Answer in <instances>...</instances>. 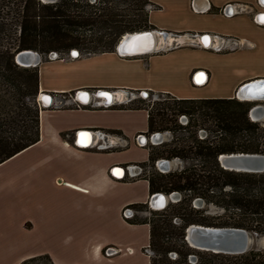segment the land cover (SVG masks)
I'll list each match as a JSON object with an SVG mask.
<instances>
[{
  "label": "crops",
  "instance_id": "crops-1",
  "mask_svg": "<svg viewBox=\"0 0 264 264\" xmlns=\"http://www.w3.org/2000/svg\"><path fill=\"white\" fill-rule=\"evenodd\" d=\"M149 2V23L177 35L180 45L130 57L105 52L41 60L38 94L105 90L122 93L118 100L145 91L176 99L233 98L242 85L264 79L257 0ZM228 6L233 13L227 8V16L222 10ZM203 34L215 40L209 47L224 50L200 46ZM129 100L105 108L39 110V140L0 164V264L44 255L52 264H150L143 254L149 226L124 215L129 205L150 199L148 181L135 178L137 168H125L148 160V150L135 142L147 132V112L113 107ZM257 103L264 108V101ZM81 130L96 132L79 138L91 144L78 143ZM109 130L121 131V138ZM116 167L121 176L113 173ZM106 247L119 251L105 257Z\"/></svg>",
  "mask_w": 264,
  "mask_h": 264
},
{
  "label": "trees",
  "instance_id": "trees-1",
  "mask_svg": "<svg viewBox=\"0 0 264 264\" xmlns=\"http://www.w3.org/2000/svg\"><path fill=\"white\" fill-rule=\"evenodd\" d=\"M14 6L18 32L10 37L7 47H0V164L39 140L38 69L17 65L14 57L18 52L35 51L42 61H48L51 52L58 58H68L76 49L92 54L115 52L125 33L156 30L148 20L149 8L153 7L149 0H18ZM99 47L105 51L96 52ZM146 93L144 99L136 96L113 107L145 110L146 134L167 136L158 145L144 146L148 160L137 165L142 171L135 178L148 181L150 196L172 192L181 195L180 200L160 210L151 209L148 203L125 208L134 211L126 220L149 226L150 264H264V250L216 254L194 250L184 240L185 228L191 224L264 234V173L229 171L218 163L222 154L264 155V127L248 115L253 103L235 97L176 99L165 94L167 103H156L159 107L148 110L142 103L153 92ZM182 116L187 118L185 124L180 123ZM106 133L122 136L119 130ZM160 159L176 165L161 173L155 167ZM196 199L203 202L202 207H194ZM210 206L220 215L211 216ZM41 259L52 264L47 255L21 264Z\"/></svg>",
  "mask_w": 264,
  "mask_h": 264
},
{
  "label": "water",
  "instance_id": "water-1",
  "mask_svg": "<svg viewBox=\"0 0 264 264\" xmlns=\"http://www.w3.org/2000/svg\"><path fill=\"white\" fill-rule=\"evenodd\" d=\"M44 3H52L56 0H41ZM257 4L260 8L264 9V0H257ZM226 8L232 9L231 6L225 7L224 13L226 15L229 14ZM256 19L259 21H264V12L260 11L256 14ZM162 36V38L166 41L167 37H172L173 45H163L161 44L159 47H155L152 42L153 38H157ZM176 36L171 33H167L165 31L158 30H144L132 33H125L117 42L115 46V53L120 56H135L157 52L160 50H169L171 48H175L180 45L176 41ZM205 40H208L211 44H216L215 40L212 41L209 35L203 34L201 36L200 45H205ZM145 43L141 45V43ZM194 43V42H193ZM218 48V47H212ZM71 57L76 58L79 56V52L77 50H71ZM58 54L55 52H51L48 55V58L55 59ZM42 60L41 56L31 50H23L18 52L14 61L17 65L21 67H35ZM118 93L116 91L110 92L105 90H97L95 95H90L88 90H79L76 93L77 99L81 101H92L94 99H100L104 104L110 105L113 101H125L131 99L129 94H124L121 100L115 98ZM142 97L147 95L146 92H141ZM39 100L44 104V106L49 107L53 103V97L51 94H39ZM145 98V97H143ZM235 98L241 101L251 102L253 103L252 108L249 111V118L251 121L253 117L256 121L261 122L264 116V108L261 104L257 102L264 101V79H255L250 81L244 85H242L235 93ZM241 98V99H239ZM246 99H252L254 101H247ZM255 103V104H254ZM91 134L92 137L95 135L92 131H78L77 141L79 142V138L84 134ZM139 142L142 145L146 143H150L152 145H158L165 140V134L163 133H153L150 135L140 134ZM145 139V140H144ZM91 144V143H90ZM219 165L229 171L235 172H243V173H264V155L263 154H249V153H230V154H222L218 157ZM176 163L174 161H169L165 159H160L155 162L156 169L165 173L172 170L175 167ZM121 168L116 167L113 168V173H117ZM181 195L178 192H172L169 194L156 193L150 196L148 201L149 207L153 210H160L166 207L169 203H174L180 200ZM195 208H200L203 206V202L199 199H196L193 203ZM254 235L252 232L247 231L242 228H234V227H212V226H202L191 224L185 228L184 240L188 244V246L194 250L198 251H207L218 254H226V255H239L246 253L247 251L253 249V240ZM190 262L194 263V257L190 256Z\"/></svg>",
  "mask_w": 264,
  "mask_h": 264
},
{
  "label": "rangeland",
  "instance_id": "rangeland-1",
  "mask_svg": "<svg viewBox=\"0 0 264 264\" xmlns=\"http://www.w3.org/2000/svg\"><path fill=\"white\" fill-rule=\"evenodd\" d=\"M17 2H18V0H0V47H7L10 37L15 36L16 33L18 32V25L16 22H14V19H13L14 15H15V10H16V6H14V4ZM262 11H264V10L262 9ZM87 33H89V32H87ZM158 39L162 40L161 37H159ZM186 43H189V42H186ZM162 44H165V42L163 41ZM77 51L78 52L80 51L79 54H81V56L88 55V53L92 54V51H87V49H78ZM102 51H105V49L102 47H99L96 52H102ZM59 57H60V59H65V58H67V55H59ZM41 58H43V57H41ZM135 96L142 97V95H140V94L139 95L136 94ZM143 97L146 98L147 95H145ZM58 98L62 99L64 97L59 96ZM8 99H9V95H8ZM168 100L169 99H168L167 95H165V94L153 93V94L149 95V97L142 104L148 110H152L156 107H159V105H156V103L163 104V103H167ZM137 104H140V103H137ZM26 121H27V123H29L28 120H26ZM186 122H187V118L180 119L181 124H185ZM259 123L261 124V126L264 127V120H262ZM29 125H30V123H29ZM200 132H202V130ZM203 134L200 133L201 136H203ZM166 138H167V136L165 134V139ZM148 144H150V143H148ZM129 166H133V165H129ZM150 170L151 169L148 167L147 171H150ZM209 212H210V215L213 217L220 215L219 211H217V209H215L212 206L209 207ZM142 215H143L142 217L145 216L144 214H142ZM252 233L255 234L252 248L258 249V250H264V234H257L254 232H252ZM143 254L147 255L145 252H143ZM172 257H174V256H172ZM30 264H48V262L45 259H41V260H36L35 262H32Z\"/></svg>",
  "mask_w": 264,
  "mask_h": 264
},
{
  "label": "built area",
  "instance_id": "built-area-1",
  "mask_svg": "<svg viewBox=\"0 0 264 264\" xmlns=\"http://www.w3.org/2000/svg\"><path fill=\"white\" fill-rule=\"evenodd\" d=\"M151 8V7H150ZM149 8V9H150ZM225 9V8H224ZM224 9L222 10V13L224 14V15H226L225 13H224ZM227 9V8H226ZM263 9V8H262ZM264 10V9H263ZM264 12V11H263ZM228 16V15H227ZM255 17H256V15H255ZM256 19V18H255ZM256 21L258 22V23H261V24H264V21L262 22V21H259L258 19H256ZM200 46H202L203 48H208L209 46H204V45H200ZM211 46V45H210ZM212 48V47H211ZM216 49H218V50H224L223 48H221L220 49V47H218V48H216ZM89 55V54H88ZM58 57V56H57ZM68 58H73V57H71V55L68 57ZM89 91V93H90V95L92 96V95H95V92L96 91H94V90H88ZM77 93V92H76ZM76 93H74V94H71V93H68L66 96H63L64 98H62V99H59L58 97L56 98V97H54L53 95H52V97H53V103L49 106V107H46V106H44V104L39 100V94L37 95V97H36V105L38 106V109L39 110H41V109H47V108H55V109H61V108H65V107H69V106H72V107H74V108H77V109H81V108H86V107H108L109 105H107V104H104L102 101H98L97 103H93L92 101H81V100H79V99H77V97H76ZM140 95H141V92L139 93ZM111 105V104H110ZM181 119H185V117L184 116H182L181 117ZM94 135H95V133L96 132H92ZM113 136H115V135H113ZM119 138V137H118ZM120 139V138H119ZM138 139H140V136L138 135L136 138H135V142H136V144L137 145H139V146H145V145H142L140 142H139V140ZM131 167H135V168H137V170H138V174L137 175H139L140 173H141V168L139 167V166H129V165H127L125 168L126 169H130ZM133 214H134V211L133 210H131V209H125L124 210V215H125V218H130V217H132L133 216ZM129 251H131L130 249H128ZM119 251V249L118 248H115V247H106L104 250H103V254H104V256L105 257H111V256H113V255H115L117 252ZM147 255H149V251H148V249L147 248H145V251H144Z\"/></svg>",
  "mask_w": 264,
  "mask_h": 264
},
{
  "label": "bare ground",
  "instance_id": "bare-ground-1",
  "mask_svg": "<svg viewBox=\"0 0 264 264\" xmlns=\"http://www.w3.org/2000/svg\"><path fill=\"white\" fill-rule=\"evenodd\" d=\"M159 37H161L162 38V36H159ZM159 37H155V38H153L152 39V42L154 43V45H155V47H159L162 43H163V41L165 42V44L166 45H169V43L172 41V44H173V39L171 40L169 37H167V39H166V41L162 38V40L161 39H158ZM199 42L201 43V37L199 38ZM176 41L179 43V44H181L179 41H178V39H176ZM209 41H208V43L205 41V45L206 46H208L209 45ZM145 43L143 42V43H141V45H144ZM165 44H163V45H165ZM169 46H172V45H169ZM80 55V54H79ZM131 56H133V55H131ZM136 56V55H135ZM205 81V77L204 78H202L201 79V81H200V83H202V82H204ZM117 96H115V98H116ZM239 99H241V98H239ZM241 100H244V99H241ZM247 101H254V100H252V99H246ZM253 120L254 121H256L255 120V118L253 117ZM262 120H264V116H263V119ZM89 136V137H92L91 136V134H88V133H86V134H84V135H81L80 137L82 138V137H85V136ZM145 140V139H144ZM91 141L92 140H90V141H88L87 143H81V142H78L80 145H89L90 143H91ZM118 176H121L122 175V172H117L116 173Z\"/></svg>",
  "mask_w": 264,
  "mask_h": 264
},
{
  "label": "flooded vegetation",
  "instance_id": "flooded-vegetation-1",
  "mask_svg": "<svg viewBox=\"0 0 264 264\" xmlns=\"http://www.w3.org/2000/svg\"><path fill=\"white\" fill-rule=\"evenodd\" d=\"M205 49H212L211 47H208V48H205ZM260 102H262V101H260Z\"/></svg>",
  "mask_w": 264,
  "mask_h": 264
}]
</instances>
